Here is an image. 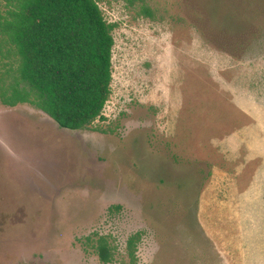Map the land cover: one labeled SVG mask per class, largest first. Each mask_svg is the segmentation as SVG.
I'll return each mask as SVG.
<instances>
[{
  "label": "rangeland",
  "instance_id": "1",
  "mask_svg": "<svg viewBox=\"0 0 264 264\" xmlns=\"http://www.w3.org/2000/svg\"><path fill=\"white\" fill-rule=\"evenodd\" d=\"M95 1L102 118L0 102V264H264V0Z\"/></svg>",
  "mask_w": 264,
  "mask_h": 264
},
{
  "label": "trees",
  "instance_id": "2",
  "mask_svg": "<svg viewBox=\"0 0 264 264\" xmlns=\"http://www.w3.org/2000/svg\"><path fill=\"white\" fill-rule=\"evenodd\" d=\"M0 14V102L29 104L61 129L89 128L111 95L115 24L95 0H11ZM140 235L127 240L135 262ZM103 264L113 255L96 244Z\"/></svg>",
  "mask_w": 264,
  "mask_h": 264
}]
</instances>
